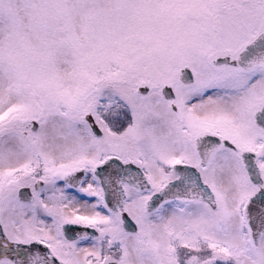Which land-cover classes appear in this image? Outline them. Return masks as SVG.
Instances as JSON below:
<instances>
[{
  "label": "snow or ice",
  "instance_id": "snow-or-ice-1",
  "mask_svg": "<svg viewBox=\"0 0 264 264\" xmlns=\"http://www.w3.org/2000/svg\"><path fill=\"white\" fill-rule=\"evenodd\" d=\"M0 264H264V0H0Z\"/></svg>",
  "mask_w": 264,
  "mask_h": 264
}]
</instances>
